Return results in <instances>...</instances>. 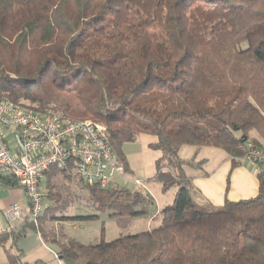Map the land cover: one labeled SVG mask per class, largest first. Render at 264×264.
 <instances>
[{
    "label": "trees",
    "instance_id": "obj_1",
    "mask_svg": "<svg viewBox=\"0 0 264 264\" xmlns=\"http://www.w3.org/2000/svg\"><path fill=\"white\" fill-rule=\"evenodd\" d=\"M0 97L105 124L125 173L124 144L155 135L153 179L177 187L157 227L85 244L49 223L109 212L125 228L153 198L51 168L39 220L0 233V247L30 229L64 264H264V168L256 196L215 206L178 155L181 145L220 148L235 168L250 142L264 150V0H0ZM59 174L78 176L97 213L64 214ZM3 184L18 185L0 175Z\"/></svg>",
    "mask_w": 264,
    "mask_h": 264
},
{
    "label": "built area",
    "instance_id": "obj_2",
    "mask_svg": "<svg viewBox=\"0 0 264 264\" xmlns=\"http://www.w3.org/2000/svg\"><path fill=\"white\" fill-rule=\"evenodd\" d=\"M244 157L264 168V150L254 143L247 145ZM51 168L74 171L85 183L102 187L115 185L124 175L105 124L67 118L50 109L36 111L0 97V175L14 178L27 198L26 207L14 203L5 211L8 230L26 219L37 223L46 209L41 180Z\"/></svg>",
    "mask_w": 264,
    "mask_h": 264
},
{
    "label": "crops",
    "instance_id": "obj_3",
    "mask_svg": "<svg viewBox=\"0 0 264 264\" xmlns=\"http://www.w3.org/2000/svg\"><path fill=\"white\" fill-rule=\"evenodd\" d=\"M178 155L181 160L182 171L192 177L193 183L200 191L202 197L215 206L223 205L226 199L240 200L250 198L256 196L259 192L260 180L257 175V165L253 162L244 160L242 164L233 168L228 153L223 149L211 146L181 145L178 148ZM128 159L134 170L131 159L129 157ZM228 181L229 188H227ZM43 183L45 184V180ZM132 186L136 188V185L133 184ZM0 188V233H2L10 231L7 228L8 224L5 211L14 203L26 207L27 198L23 189L18 185L9 186L3 184L0 185ZM146 192L150 194L148 190ZM154 200V204L151 207L152 211L148 216L151 221L157 219L158 224H160L161 214L159 210L163 206L158 205ZM81 220L87 219H65L49 224L50 227L52 224V226L55 225L56 228L63 230L67 237L75 238L82 243L88 244L80 238L79 234L74 233V235L72 231L69 232L67 227L71 223L73 230H76L77 226L75 223ZM24 223H26V220L18 221L14 230L22 229ZM10 252L16 256V262L14 264H64L54 247L48 245L37 231L30 229H28L24 237H21L15 242L13 239H9L0 247V264H12L8 257Z\"/></svg>",
    "mask_w": 264,
    "mask_h": 264
},
{
    "label": "rangeland",
    "instance_id": "obj_4",
    "mask_svg": "<svg viewBox=\"0 0 264 264\" xmlns=\"http://www.w3.org/2000/svg\"><path fill=\"white\" fill-rule=\"evenodd\" d=\"M252 135L257 137L255 132H252ZM124 150L127 153V156L131 159L134 170L133 173H125L122 169L124 175L122 174L117 178L115 186L120 188L129 187L132 190L136 189V191H140L143 194H145L148 190L158 205L165 206L170 204L174 199L177 187L174 186L166 191H163L161 189V183L153 179L156 171L155 162L161 154L159 148L157 147L156 136L149 133H141L135 141L125 143ZM123 179H127V182L124 183ZM44 180L45 176H43L41 182L42 191L45 195L46 190L43 183ZM134 180H139L141 184H135ZM52 181L57 184L58 188L63 194L70 195V203L68 208L64 211V214L97 213L92 207L87 190L83 184L80 183L78 176H72L69 178L65 177L63 174H59L54 177ZM133 184L136 185V188H133ZM138 185L142 186V188L138 187ZM75 224L77 226L76 230H73L71 223L69 226H67L69 232L72 231V234H79L80 238H82V240L86 243L97 242L102 237L105 240L110 241L120 236L135 234L152 229L159 225L157 219L151 221L149 216L143 215L134 217L132 222L127 227L122 228L119 227L117 221L109 215V212L102 213L101 219L99 220L87 219L83 221L81 220ZM52 228L58 231L61 230L60 228H56L55 225L52 226L51 224L49 229L52 230Z\"/></svg>",
    "mask_w": 264,
    "mask_h": 264
}]
</instances>
